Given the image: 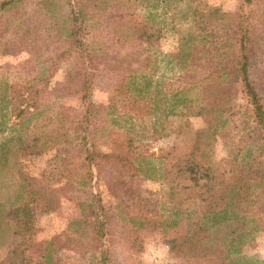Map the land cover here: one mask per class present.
<instances>
[{
  "label": "rangeland",
  "instance_id": "rangeland-1",
  "mask_svg": "<svg viewBox=\"0 0 264 264\" xmlns=\"http://www.w3.org/2000/svg\"><path fill=\"white\" fill-rule=\"evenodd\" d=\"M42 1L25 0L18 11L0 19V94L7 84L12 105L8 123H17L30 113L34 102L50 105L44 128L0 131V143L5 141L0 161V264H96L97 252H83L76 240L80 227L72 224L92 215L96 199L106 217L101 251L108 253L107 264H229L235 258L228 254L224 259L229 241L240 255L264 264V208L255 212L261 198L255 199L256 191L245 183L241 184L242 221L206 226L191 237L190 246L178 249L193 223H203L222 208L223 202L217 199L240 163L238 158L231 160L228 149L238 146L240 139L237 131L227 132L230 140L225 136L211 139L200 117H167L165 131L159 124L164 116L159 103L162 85L183 73L177 67L169 70L160 59L181 50L182 40L194 34L189 7L216 11L211 21L222 28L212 31L217 50L227 43L223 42L227 39L225 23L231 22L238 0H194L189 6L178 3L172 25L168 9L166 15L160 8L146 10L135 0H104L98 14L88 11L86 39L98 65L91 89L95 113L86 131L73 124L81 112L73 94L76 62L67 58L62 35L54 28L47 33L39 16H33ZM262 7L264 0L255 11ZM64 11L58 4L56 15ZM147 15L165 23L163 30L152 32V50L145 53L149 60L151 55L158 57L152 68L149 62L139 63L130 46L120 40L129 27L145 31L153 25ZM45 67L50 69V77L43 87L34 86L30 75ZM136 71L151 79L148 103L126 90L127 74L135 72L136 78ZM249 78L264 101V47H258L251 59ZM136 80L141 84L140 77ZM186 80L183 77L177 84ZM41 88L34 94V89ZM231 96L233 112L241 113L243 96L239 92ZM156 100L157 108L152 110L151 101ZM115 117H121L117 126L111 124ZM243 144L253 153L259 148L256 142ZM83 148L106 158L86 166ZM188 168H192L191 175ZM205 169L213 180L201 176ZM17 181L23 185V209L12 210L6 201L16 195ZM247 211L260 216L259 229H251L255 220ZM68 223L71 229H67ZM200 241L206 254L200 250Z\"/></svg>",
  "mask_w": 264,
  "mask_h": 264
},
{
  "label": "trees",
  "instance_id": "trees-1",
  "mask_svg": "<svg viewBox=\"0 0 264 264\" xmlns=\"http://www.w3.org/2000/svg\"><path fill=\"white\" fill-rule=\"evenodd\" d=\"M25 0H0V19L18 11ZM104 0H43L39 3L38 9L33 11V16H39L40 22L46 32H51L54 28L55 31L60 33L63 37L67 58L76 62L73 70L74 74V91L73 94L80 108V114L75 118L73 124L79 131H86L90 124L92 114L95 113L91 101V89L94 83V76L98 60L92 48L87 43L86 30L84 18L88 11L93 14H98ZM140 4L143 9L148 10L160 8L166 10L170 17V24H173V11L178 3L184 2L189 4L194 0H135ZM262 0H238V5L232 14L230 23L226 24L224 33L227 35L226 45L220 44V48L215 50L213 45L212 31L215 27L213 15L216 11L209 10L207 12H200L189 7L192 28L194 34L187 35L182 40L181 50L171 52L167 55H160L165 60V65L169 68L177 67L183 70V73L174 77L172 80L163 83L162 95L160 104H163L164 116L159 119L160 130L167 129L166 118H184L200 117L203 123L207 124L206 130L208 137L213 139L218 136H224L230 140L228 131H237L238 146L229 148V155L232 161L240 160V163L234 167V175L226 184L225 189L220 193L217 201L223 202L222 208L213 211L209 216L203 217V223H193L192 228L187 235L178 244V249L185 245H191V237L206 226L212 228L229 222L232 220L242 221L245 218L244 211L240 207L241 191L243 183L248 184L245 187L248 189L253 188L256 193L253 194L255 199L261 198V203L258 205L256 213H259L264 208V101L263 97L256 91L255 84L249 78V67L252 57L256 54L258 47H264V7L255 11ZM60 4L64 7L65 11L61 15H56L57 5ZM188 10V11H189ZM213 12V13H211ZM154 25L148 26L145 31L135 27L127 28L125 34L121 37V42L130 46L131 52L138 59V62H149L148 65H157V55H151V60L145 55L146 52L152 50L150 40L152 32H160L163 30L165 23L159 21V18L148 17ZM222 19V16L219 18ZM147 20V19H146ZM163 20V19H162ZM150 23V24H151ZM59 24V25H58ZM169 24V26H170ZM218 30L222 28L217 25ZM215 27V29H216ZM59 28V29H58ZM172 28V26H170ZM214 29V30H215ZM201 43V45H199ZM184 47H187L184 49ZM221 50V51H220ZM16 52V51H13ZM229 52V53H227ZM50 60V59H49ZM48 60V61H49ZM52 72V71H51ZM137 77H140L141 84L137 83L135 72L127 74L126 90L143 103H148L147 99L150 88L153 86L151 79H148L147 74H142L136 71ZM50 69L47 67L38 72L30 75V83L34 86H42L50 77ZM187 78L186 83H179L181 79ZM181 84V85H180ZM43 87V86H42ZM157 88V86L155 85ZM37 88V87H34ZM37 94L41 89H34ZM241 94L245 100L243 111L240 113L233 112L232 96L236 93ZM7 84L2 88L0 94V131H38L44 128L48 119L47 111L50 105L41 102H34L31 106H35L30 113H26L24 117L17 123H8L10 99L7 96ZM152 102L151 108L155 110L157 103ZM23 111L18 110V114ZM11 113V112H10ZM235 117L233 120L232 118ZM116 119V120H115ZM111 120V124L118 125L121 117H115ZM206 131V132H207ZM85 141L84 134L79 137V142L83 144ZM256 142V155L250 151L251 147H247L243 143ZM226 145L228 143H225ZM253 145V144H251ZM5 141L0 143V161L4 158ZM258 149V150H257ZM83 161L86 166L93 164V160H100L106 158V155L97 153H89L87 149L83 148L81 152ZM209 171V170H208ZM208 171L203 170V175L207 181L213 180V175ZM187 174H192V168L187 169ZM193 176V175H192ZM194 177H190V180ZM16 195L7 197L6 205L12 210L23 209L22 195L23 185L17 181ZM258 200V199H257ZM256 200V201H257ZM99 201L96 199L92 215L82 220L72 222V224L80 227L76 232L79 242H81L83 252H97L96 264H107L108 253H103V238L106 236V217L103 213L102 206H99ZM255 206L256 202H252ZM0 207H3L0 204ZM251 215V220L254 226L251 229L260 228V216H256L254 212L247 211ZM71 223V222H70ZM68 223L67 229H71ZM227 255L232 254L235 258L229 264H259L258 260L246 258L239 254V249L232 245V241L228 242ZM200 241V250L202 249ZM180 250L177 251V253ZM206 254V253H205ZM191 255V254H189ZM188 255V256H189ZM186 257L183 253L182 257ZM245 257V258H243ZM45 264V263H42ZM57 264V263H55ZM261 264V263H260Z\"/></svg>",
  "mask_w": 264,
  "mask_h": 264
},
{
  "label": "built area",
  "instance_id": "built-area-1",
  "mask_svg": "<svg viewBox=\"0 0 264 264\" xmlns=\"http://www.w3.org/2000/svg\"><path fill=\"white\" fill-rule=\"evenodd\" d=\"M163 264V263H162ZM164 264H166V263H164Z\"/></svg>",
  "mask_w": 264,
  "mask_h": 264
}]
</instances>
